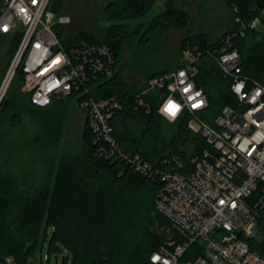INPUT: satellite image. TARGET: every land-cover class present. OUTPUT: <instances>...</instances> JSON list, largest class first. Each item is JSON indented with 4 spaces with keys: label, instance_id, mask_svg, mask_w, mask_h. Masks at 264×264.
<instances>
[{
    "label": "trees",
    "instance_id": "trees-1",
    "mask_svg": "<svg viewBox=\"0 0 264 264\" xmlns=\"http://www.w3.org/2000/svg\"><path fill=\"white\" fill-rule=\"evenodd\" d=\"M157 1L109 3L106 13L110 21L116 23L105 38L89 33L69 36L65 26L55 29L67 48L86 41L107 45L114 52V75L108 79L97 77L98 83L91 95L95 99L115 96L122 103L123 109L111 120L119 148L140 155L155 166L176 168L185 174L192 169L193 163L183 148L193 144V154L197 155L208 147L207 142L189 128L191 114L185 113L173 123L167 121L159 113V107L168 93L157 90L142 95L144 87L137 90L131 86L119 68L121 50L138 36L143 27L138 21L150 13ZM173 2L166 1L168 12L157 15L149 24V31L164 35L170 26L183 28L190 24L189 13L175 9ZM228 2L236 7L231 30L215 42L205 35L186 37L182 42L183 54L190 52L198 59L197 86L203 89L209 101L208 110L201 116L210 124L214 118L209 116H217L226 106H235L231 79L224 76L219 65L222 42L228 36L236 34L231 45L241 54L244 74L264 83V32L249 27L256 18L264 20V0ZM57 7V0H52L51 10L59 16ZM237 20L247 27L244 35L240 33ZM10 40L14 47L13 59L19 39ZM178 68L157 72L146 82ZM16 79L22 86L24 76L20 69ZM26 95L29 100L23 109L38 124L42 136L37 140H42L52 155L46 163L43 185L34 193L23 191L21 183L9 171L0 169V255L12 258L15 264H37L32 260L48 241L49 256L62 257L63 264H150V256L164 243L161 230L170 226L156 210L159 182L141 176L121 159L108 160L99 156L100 144L94 143L96 137L86 120L84 150L75 155L58 156L56 146L65 131L72 101L55 99L47 107H38L32 103L31 96ZM5 97L0 108L14 109L13 101ZM76 105L79 108L78 103ZM172 125H176V132L170 139L168 127ZM261 224L263 239L254 240L251 246L264 257V222Z\"/></svg>",
    "mask_w": 264,
    "mask_h": 264
},
{
    "label": "built area",
    "instance_id": "built-area-1",
    "mask_svg": "<svg viewBox=\"0 0 264 264\" xmlns=\"http://www.w3.org/2000/svg\"><path fill=\"white\" fill-rule=\"evenodd\" d=\"M51 4L52 0H0V39H19L0 86V102L20 69L22 91L34 105L47 107L55 99L78 103L96 137L94 143L100 144L99 156L121 159L141 176L159 182L156 210L170 226L161 230L164 243L150 256V264H264V257L251 246L263 239L264 83L244 74L241 54L231 45L236 34L222 42L219 57L224 76L231 79L235 106L224 107L213 124L201 116L209 101L197 86L200 68L194 55L185 66L145 84L142 95L157 90L168 93L161 101L160 114L169 100L180 105L171 123L191 114L189 128L208 144L200 154L192 155L193 167L183 174L119 148L111 120L123 109L122 103L115 96L95 99L91 95L97 77L114 75L115 54L107 45L86 41L67 48L55 27L67 26L71 19L55 15ZM240 26L244 35L247 27L242 22ZM249 27L264 28V20L256 18Z\"/></svg>",
    "mask_w": 264,
    "mask_h": 264
},
{
    "label": "rangeland",
    "instance_id": "rangeland-1",
    "mask_svg": "<svg viewBox=\"0 0 264 264\" xmlns=\"http://www.w3.org/2000/svg\"><path fill=\"white\" fill-rule=\"evenodd\" d=\"M114 1L119 0H57V10L71 19V23L65 26L69 36L89 33L105 38L107 31L116 23L110 21L106 13L107 5ZM166 1L158 0L150 13L138 21L143 24L142 29L138 31L137 37L124 45L120 53L122 76L137 90L145 88L151 75L181 67L193 58L190 52L183 54V39L205 35L208 40L215 42L235 24L236 7L228 0H174L175 9L189 13L190 24L183 28L170 26L164 35L149 31L151 21L160 13L168 12ZM120 22L126 23L124 20ZM259 30L264 32V28ZM13 49L10 39H0V86L11 65ZM5 98L13 101L15 108L10 111L0 108V169L9 171L21 183L23 191L34 193L43 185L46 163L52 152L45 149L42 140H37L42 136L40 128L23 109L29 98L22 91L20 80L15 78ZM71 106L65 131L56 146L58 156L64 153L75 155L84 150L86 116L76 102L72 101ZM168 129V138L171 139L176 132V125ZM183 150L192 157L194 145L190 144ZM32 261L37 264H63L62 257L49 256L48 241Z\"/></svg>",
    "mask_w": 264,
    "mask_h": 264
},
{
    "label": "clouds",
    "instance_id": "clouds-1",
    "mask_svg": "<svg viewBox=\"0 0 264 264\" xmlns=\"http://www.w3.org/2000/svg\"><path fill=\"white\" fill-rule=\"evenodd\" d=\"M181 75H183V73H181ZM240 86H238L239 88ZM181 108L180 105L172 102L171 100H169L164 106H162V108L160 109L161 114L165 115L170 122L174 121L179 112H180ZM153 259H158V257H153Z\"/></svg>",
    "mask_w": 264,
    "mask_h": 264
},
{
    "label": "water",
    "instance_id": "water-1",
    "mask_svg": "<svg viewBox=\"0 0 264 264\" xmlns=\"http://www.w3.org/2000/svg\"><path fill=\"white\" fill-rule=\"evenodd\" d=\"M0 264H13V263H9L7 258L0 255Z\"/></svg>",
    "mask_w": 264,
    "mask_h": 264
},
{
    "label": "snow or ice",
    "instance_id": "snow-or-ice-1",
    "mask_svg": "<svg viewBox=\"0 0 264 264\" xmlns=\"http://www.w3.org/2000/svg\"><path fill=\"white\" fill-rule=\"evenodd\" d=\"M3 30H4V31H7V26H4V27H3ZM186 91H187V89H186ZM200 103H202V101H201V102H198V103L195 104V105H193V107H198Z\"/></svg>",
    "mask_w": 264,
    "mask_h": 264
}]
</instances>
